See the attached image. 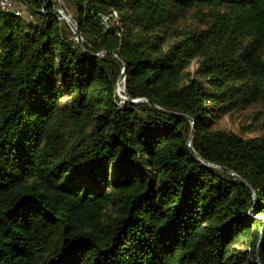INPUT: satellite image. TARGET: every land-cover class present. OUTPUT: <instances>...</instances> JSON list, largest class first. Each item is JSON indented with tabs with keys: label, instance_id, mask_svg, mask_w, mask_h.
<instances>
[{
	"label": "trees",
	"instance_id": "trees-1",
	"mask_svg": "<svg viewBox=\"0 0 264 264\" xmlns=\"http://www.w3.org/2000/svg\"><path fill=\"white\" fill-rule=\"evenodd\" d=\"M23 1L0 10V264H264V139L212 125L264 93V0H62L84 50Z\"/></svg>",
	"mask_w": 264,
	"mask_h": 264
},
{
	"label": "rangeland",
	"instance_id": "rangeland-1",
	"mask_svg": "<svg viewBox=\"0 0 264 264\" xmlns=\"http://www.w3.org/2000/svg\"><path fill=\"white\" fill-rule=\"evenodd\" d=\"M12 7L17 9L22 14L23 18L30 15V13L28 12L29 8L23 0H14V2L12 3ZM203 11L205 12L206 9H203ZM59 14L61 19H64L65 22L71 25V23L65 17L61 10ZM34 19L35 18L33 16L32 20ZM197 22L198 20L194 15V11L191 10L181 21V25L183 27L195 26ZM197 67V62L195 60L192 61L189 70L194 76H197ZM116 93L118 96V102H122L124 99V94L122 88L118 85ZM231 106L235 108V105ZM212 125L213 127L237 133L245 137H260L264 139V93L260 96L259 99H257L256 102L252 103L248 107H243L242 104H238L237 109H234L233 111L225 115L214 117L212 119Z\"/></svg>",
	"mask_w": 264,
	"mask_h": 264
},
{
	"label": "water",
	"instance_id": "water-1",
	"mask_svg": "<svg viewBox=\"0 0 264 264\" xmlns=\"http://www.w3.org/2000/svg\"><path fill=\"white\" fill-rule=\"evenodd\" d=\"M58 1V4L61 8V11L63 12V14L65 15V17L69 20V22L71 23V25L73 26L74 28V32H75V35H76V41L77 43L79 44V46L81 47L82 50H84L83 46H82V39L77 31V26H76V23L74 22V20L71 18L70 14L68 13V11L66 10L64 4H63V1L62 0H57ZM124 70H125V67H123L122 69V72H121V75L119 77V80H118V86L122 88L123 92H124V99L125 100H128L129 102L131 103H136V102H139V101H132L128 98L127 94L125 93V86H124V83H123V80H124ZM156 107V106H154ZM157 108V107H156ZM193 137V129L191 130L190 134H189V138H188V146L191 148V145H190V142H191V139ZM192 155L197 159V160H200V157L194 152V151H191ZM203 163L207 164L208 166L210 167H213V168H217V166H214V165H210L209 163L203 161ZM231 174H233L232 172H230Z\"/></svg>",
	"mask_w": 264,
	"mask_h": 264
},
{
	"label": "built area",
	"instance_id": "built-area-1",
	"mask_svg": "<svg viewBox=\"0 0 264 264\" xmlns=\"http://www.w3.org/2000/svg\"><path fill=\"white\" fill-rule=\"evenodd\" d=\"M14 0H0V10L6 13L13 14L17 17H20L26 21H31L32 16L22 17V14L15 8L12 7Z\"/></svg>",
	"mask_w": 264,
	"mask_h": 264
}]
</instances>
